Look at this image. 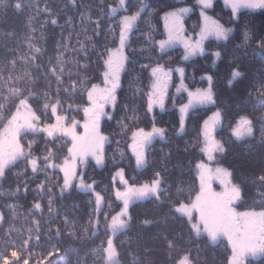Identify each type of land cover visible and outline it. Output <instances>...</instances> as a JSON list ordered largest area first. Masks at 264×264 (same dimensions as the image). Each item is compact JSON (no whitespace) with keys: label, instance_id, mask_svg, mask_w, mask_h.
I'll use <instances>...</instances> for the list:
<instances>
[{"label":"trees","instance_id":"16d2710c","mask_svg":"<svg viewBox=\"0 0 264 264\" xmlns=\"http://www.w3.org/2000/svg\"><path fill=\"white\" fill-rule=\"evenodd\" d=\"M125 3L127 14L139 10L142 3L150 6L152 14L142 13L144 22L138 23L139 31L134 29L117 109L113 120L103 125L108 140L104 165L96 168L90 163L82 173L85 186L67 187L58 166L68 158L70 136L24 132L21 157L0 175V264H176L182 255H188L191 264H227L226 243H212L194 233L189 220L176 210L196 199L200 121L212 107L192 110L186 134L179 136L174 110L155 114L156 122L161 119L166 127V140L153 146L147 168L135 169L126 150L135 129L153 121L146 106L150 73L140 66L168 56L146 42L143 34L151 31L153 40L160 39L161 15L179 2ZM113 6L118 7L119 0H0V129L21 99L28 101L43 123L52 122L53 106L68 124L81 117L88 91L102 82L109 49L118 43L113 35L118 37L124 13L112 15ZM238 16L228 42L209 41L201 60L187 64V82L193 83L201 72L213 76L215 109L222 116L220 163L240 189L237 207L264 213V181L259 179L264 175V95L260 94L264 92V48L257 46L264 41V9L244 10ZM245 30L250 40L240 47ZM215 50L221 58L214 64L208 53ZM234 69L243 76L229 86ZM133 116L137 119H130ZM240 116L248 117L253 127L252 137L243 142L229 131ZM119 168L130 184L159 179L161 185L158 196L131 203L127 227L111 236L116 260L108 263L107 222L119 207L115 187L121 186L113 178ZM246 264H264V251Z\"/></svg>","mask_w":264,"mask_h":264},{"label":"snow or ice","instance_id":"6c2138e0","mask_svg":"<svg viewBox=\"0 0 264 264\" xmlns=\"http://www.w3.org/2000/svg\"><path fill=\"white\" fill-rule=\"evenodd\" d=\"M223 6L231 10L232 19H236L241 9H248L252 11L264 9V0H222ZM196 4L199 6V15L201 18V25L199 26L198 33L195 34V38L191 33L186 34L187 29L184 23L185 16L191 11L190 7H180L178 9L168 11L163 16L164 30L166 33V38L153 40L152 32L144 33L146 42L154 43L158 46L160 52H164L166 49L174 48L177 45L183 48L182 59L187 61L189 58L199 55H205V42L211 37L216 41L228 42L230 40V34L234 31L231 27H225L224 24L220 22L219 19L214 18L209 15L206 10L212 9L214 5V0H196ZM150 6L147 4H141L139 10L133 11L131 14H127L128 6H126L125 0H119V6H113L111 8V14L115 15L118 11L123 10L124 13L119 18V34L118 37L114 34L113 39H117L118 43L115 48L109 49L108 58L105 60L106 71L103 73L104 85L97 89L95 96V103H93V98L89 99V107L85 109L86 115L89 119L95 118L99 119L100 114L108 115L111 119L110 113H104V109L108 106L115 107L116 102V92L121 86V78L124 72L127 70V64L129 57L127 51L131 47V39L134 29L137 28L139 22H144L142 13L147 12L148 16H151ZM110 30L112 26L110 25ZM250 40V35L247 30L243 34V43L240 47L248 45ZM258 48H264V41L257 42ZM216 60L221 58V52L219 50L212 51L208 53ZM151 59V57H149ZM134 62V61H133ZM141 71L149 70L151 77L150 90L147 92V113H153L154 108L158 107L161 112L166 111V99L168 98L169 87L173 82V72L175 71L179 76V84L175 86V92H184L187 94V102L181 103L178 108L179 112V128L176 134L182 135L186 134V119L189 116V110L195 108L196 106L208 107L211 106L215 108L216 99L214 98L213 91V76L206 75L202 79L207 81V87L201 88L197 87L194 90L190 89L185 83V69L183 67H177L175 69L171 67H166L164 64L156 63L155 65L143 64L140 66ZM243 73L238 70H233L231 73V79L228 80V85L231 86L234 81L242 77ZM264 95V92L260 93ZM175 97H173V106H175ZM55 106H53V112L55 114ZM130 119L136 120L135 116ZM222 125L221 111L216 109L203 120L202 127L200 129L199 135L202 136V146L200 148L201 153L204 154L207 161H216L217 154L224 153V147L221 142L216 138V130ZM127 127V126H125ZM166 129L158 127L155 123V117H153V124L151 130L146 131L143 127L137 128L131 135V143L129 148L132 155L135 158V165L137 168H144L147 164L146 160V146L151 144L154 137L159 136L161 140L165 138ZM232 135L237 141L243 142L245 139H250L253 135V127L251 120L246 116H240L235 122V126L232 129ZM264 135V133H262ZM197 176L200 181V187L203 190L206 183L210 179L216 180L220 183L226 190V192H231L232 196L230 199L218 204L219 211L221 213V218L223 220L224 231L227 232V222L233 219V209L231 205L239 196V190L230 183L231 173L227 169L216 167L215 170L205 163L198 162L196 165ZM120 179L119 183L123 187V191L119 189L116 192L117 199L122 203V208L119 213H117L111 221L110 227L115 231L117 228L127 227V222L130 221L131 216L129 214V206L133 200L142 201L148 198L149 193L156 194L160 191L159 179L152 180L151 183L147 181L141 185H133L128 182L123 174V170L118 174ZM157 177L159 173L156 174ZM264 181V175L259 178ZM116 179L114 178V183ZM39 208V205H36ZM177 211L184 213L185 215H190L191 210L187 208L177 207ZM258 223L264 225V213L258 214ZM127 217V220L124 219ZM144 223H149V221H144ZM217 235L216 232L212 233L213 238ZM264 239V237H261ZM253 252L264 251V245L257 244L256 247L250 249ZM58 251V250H56ZM106 252L110 251V255L107 256V260H111L116 256L114 246L111 240L108 244V249ZM234 256L230 258L229 264H238L237 252L234 246L233 248ZM55 253H50L53 255ZM181 264H188L187 258L181 262Z\"/></svg>","mask_w":264,"mask_h":264},{"label":"rangeland","instance_id":"374dc122","mask_svg":"<svg viewBox=\"0 0 264 264\" xmlns=\"http://www.w3.org/2000/svg\"><path fill=\"white\" fill-rule=\"evenodd\" d=\"M190 1L192 0H178L179 3L177 4V6L174 7L173 9L167 10L166 12L178 9L180 7H185L187 2H190ZM220 1L222 0H214V2H217V3ZM193 3L196 7L195 10L198 11L197 13L199 15V6L196 4V0H193ZM191 10H194V9L191 8ZM165 13H163L161 16L163 35L160 39L166 38V33L164 30V21H163V16ZM229 13H231V11H229ZM195 16H196V13H195ZM193 17H194V14L190 15L188 13L185 16V19L186 20L189 19L190 20L189 22L191 23L194 20ZM230 18H232V16H230ZM224 19H225L224 26L233 28L232 24L228 25L231 21L229 22L227 14H225ZM220 22H221V19H220ZM200 25H201V18L198 20L197 32H195L196 31L195 30L194 31L195 33H198ZM193 38H195L194 35H193ZM116 46L117 44L114 45L113 48H115ZM177 46H175V49L179 50L180 52L182 51L181 57H183L182 46H178V47ZM169 59H170V62H173L174 60L179 62V64H176V65L174 64V66L171 67L173 69L177 67H182L181 63L185 62L184 60H180V57L179 59L178 58H173V59L169 58ZM105 71H106V68H105V63H104V69L102 71V76ZM206 75L207 74L204 72L203 73L201 72V74H198L195 77V79L192 81L193 83H191V87L189 88L194 90L197 87H201V88L207 87V81L202 79V77ZM150 84H151V81H150ZM178 84H179V76L174 71L173 72V82H172V85L169 87V93L171 91V88H173L174 92L172 93V97H175V101H176L175 105H177V109H176L177 112H178L179 105L181 103L187 102L186 93L184 92L176 93L175 92V86ZM103 85H104V76L100 84H94L90 88L86 96L87 103L81 109V117L79 119H75L74 122L71 124H68L64 115L59 116L56 111H55V114L53 112V118H52L51 123H43L42 121L39 120L35 111H33L32 107L29 105L26 99L19 100V104L13 111L14 113L6 121V124L0 129V175H2V173L8 168H11V165L14 164L15 161H17L21 157L22 144H20V136L24 132H27V133L44 132L49 135H52L54 133L65 132L68 136H70L72 143L68 151L69 153L68 158L65 160L63 165L58 166V170L62 174L64 185H66L67 187L73 184L79 187L85 186L82 180L83 179L82 173L84 172V169L86 168V166L89 165L90 163H93V165L96 168L102 167L104 165L103 149H104L105 144L107 143V139H106L104 132L100 128L101 127L100 124H101V121L103 120L102 117L105 118V116H108V115L100 114L99 120H96L95 118L89 119V117L85 113V109L90 106L89 105L90 97L93 98V103H95L96 91L97 89L101 88ZM208 107L210 108L211 106H208ZM215 110L216 109L213 107L212 109H209L208 115L204 119H206L209 115H211V113ZM104 113H109V112L104 111ZM178 115H179V112H178ZM238 119L239 118H237L236 120ZM235 122L232 123L231 127L229 128L231 135H232V129L235 126ZM202 124L203 123L200 124L201 127H202ZM219 129L221 128H218L216 130V138L222 144V138L220 137L219 131H218ZM234 139L236 138L234 137ZM130 143L131 141L129 142V144ZM201 146H202V136H201V144L199 147L201 148ZM132 157L134 158L133 155ZM220 159H221V154H217L216 161L209 162L207 161L204 154L201 153V159L198 162H202V163H205L206 165H209L213 169V171L215 170L216 167L226 169L220 163ZM120 172L121 170L115 171V174L113 175L114 176L113 178L116 179V182H119L120 177L118 174ZM197 179H198V176H197ZM151 182H148V183H151ZM230 183L231 185H234L237 188V186L233 183L232 178H230ZM120 186H121L120 188L115 187L116 192L118 189L120 191H123V188H122L123 186L122 185ZM237 189L239 190V196L235 200V202L231 205V208L234 210L233 219L227 222V225H226L227 232L224 231V228L222 226L223 220L221 218V213L219 211L218 204L224 202L227 199H230L232 196V193L226 192L225 188L214 179H210L206 183L205 188L203 190L200 187V181L198 179V193H197V196L194 202L191 204L179 205V207L181 208L190 209L191 210L190 215H185L184 213L178 211V213H180L182 216H184L185 218L189 220V223L191 224V227L194 233L205 235L207 238V241L212 242V243L219 242V240L226 243V246H228L230 249V253H229L230 256L228 258L227 264H229L230 258L234 256V251H233L234 246L238 254L237 255L238 264H243L244 258L248 256H252V255L256 256V254L260 255L262 253V251L253 252L250 249L256 247L257 244H262V245L264 244V239H261V237H264V225L258 223V220H259L258 214H261L263 212L262 210L261 211L254 210V209L247 210V209L238 208L237 204L239 203V200H240L239 199L240 189L239 188ZM148 196L155 197L157 195L153 193H149ZM116 200L119 204V207L114 213L110 215V219L107 222L109 226V231H110L109 238L107 239L108 243L112 238L111 237L112 234H114L115 231L119 229L117 228L114 231L110 227L112 218L117 213H119L122 208V203L117 199V195H116ZM133 201H136V200H133ZM124 219L127 220V217H124ZM255 221L258 227H255ZM213 232L217 233V235L214 238L212 236ZM108 255H110V251L106 252V257H105L108 263H112L116 260L115 259L116 256L111 260H107ZM185 258H187L188 264H191L188 255H182V257L177 260L176 264H181V262L184 261Z\"/></svg>","mask_w":264,"mask_h":264},{"label":"flooded vegetation","instance_id":"af4514ba","mask_svg":"<svg viewBox=\"0 0 264 264\" xmlns=\"http://www.w3.org/2000/svg\"><path fill=\"white\" fill-rule=\"evenodd\" d=\"M186 4V3H185ZM185 6H187V7H189L190 6V8H193L194 10H191L190 12H189V14L190 15H193L194 14V17H193V21L190 23L189 21V19L188 20H186V19H184V23H185V26H186V29H187V32H186V34H189V33H191L192 35H194L195 36V32H197V24H198V20L200 19V15H198V11L197 10H195V5H194V3H193V0L192 1H190V2H187V4L185 5ZM244 10H248V9H242L240 12H239V14L240 13H242V11H244ZM207 12H208V14L209 15H212L214 18H216V19H221V22L223 23V24H225V14H227L228 16H231V13H229V11H231L230 9H228V8H225L224 6H223V3H222V1H220V2H214V5H213V8L212 9H209V10H206ZM195 13H196V16H195ZM238 14V15H239ZM162 16V15H161ZM239 17V16H238ZM238 17L236 18V19H232V18H228V20H229V24L228 25H231L232 24V27L234 26L233 24H234V21H236V20H238ZM232 19V20H231ZM191 24V25H190ZM195 27V28H194ZM234 28V27H233ZM196 30V31H195ZM195 31V32H194ZM209 41H211V40H214V38H209L208 39ZM206 41L205 42V45L209 42V41ZM216 41V40H215ZM178 46H180V45H178ZM177 46V47H178ZM157 50L159 51V49H158V47H157ZM205 50H206V52L205 53H207L208 52V50L206 49V47H205ZM160 52V51H159ZM160 53H164V54H167L168 56L166 57V58H162L160 61H158L157 63H160V64H164L166 67H172V66H174V64L176 65V64H179V62L178 61H173V62H170V59L169 58H171V59H173V58H178L179 59V57H180V60H183L182 59V57H181V55H182V51L180 52L179 50H177V49H175V47L174 48H171V49H167V50H165L164 52H160ZM204 56V55H203ZM202 55H199V54H197L196 56H193V57H191V58H189V60H187V61H185V62H183V63H181V66L185 69V83L189 86V87H191V84L190 83H188L187 82V72H186V66H187V64H188V62L190 61V60H193V59H195V60H197V59H200L201 60V58L203 57ZM171 63H173V64H171ZM155 65V64H154ZM149 73H150V71H149ZM122 79V78H121ZM150 81H151V77H150ZM150 81H149V84H150ZM151 85V84H150ZM150 85H149V88H150ZM121 87V86H120ZM148 91H149V89H148ZM147 91V92H148ZM174 92V90H173V88H171V91H170V93L168 92V98L166 99V111H164V112H161V110L158 108V107H156V108H154V110H153V113H148L149 114V116L151 117V118H153V117H155V114H158V115H162V114H164L165 112H170V111H172V110H174L175 111V113H176V116H177V120H178V126H179V115H178V112H177V105H175V106H173V97H172V93ZM120 88L117 90V92H116V97H117V99H116V102H115V107H114V109H113V107H111V106H108V107H106L103 111H105V112H109L110 114H111V119H109L108 118V116H105V118L104 117H102V121H101V130L103 129V125H104V123H106L107 121H111V120H113V115H114V113H115V111H116V109H117V104H118V102H119V99H120ZM146 106H147V96H146ZM197 108H207V107H200V106H196L195 108H193V109H190L189 110V113L190 112H192V110H195V109H197ZM208 115V110H205V115H203V118L201 119V121H200V124L201 123H203V120H204V118L206 117ZM161 118V117H160ZM99 120V119H98ZM187 120V119H186ZM166 121V120H165ZM159 122V123H158ZM158 122H156V120H155V123H156V125L158 126V127H161V128H164V129H166V127L165 126H163L162 124H161V119H159L158 120ZM152 124H153V121H151V122H149V124L148 125H143V124H141V125H139V127L138 128H140V127H143L146 131H149V130H151V127H152ZM136 130V129H135ZM103 131V130H102ZM104 132V131H103ZM105 134V133H104ZM106 136V135H105ZM107 139V138H106ZM166 140V138H164L163 139V141H165ZM108 141V140H107ZM131 141V137L129 138V142ZM158 141H162L161 139H160V137L159 136H156V137H154V139H153V141H152V143L151 144H149V145H147L146 146V153H145V155H146V160H147V164H146V166L144 167V168H147L148 167V165H149V161L150 160H148L149 158H148V155H149V152H151L152 151V148H153V146L158 142ZM129 142L127 143V145H126V150H127V152H128V155L130 156V158H131V161H133V166H134V168L135 169H137V170H141L142 168H137L136 167V165H135V160H134V158L132 157V154H131V150H129ZM119 170H123L122 168H119V169H117L116 171H119ZM114 174H115V171H114ZM113 174V175H114ZM123 174L124 175H126V173H125V171L123 170ZM148 197H150V196H148ZM152 197V196H151ZM255 227H258V225L256 224V221H255ZM263 228V227H262ZM251 236H253V235H251ZM264 245V244H263ZM262 253H263V251H262ZM261 253V254H262ZM261 254L260 255H257L256 254V256H248V257H246V258H244V260H243V264H246L247 263V261H249V260H252V259H256V258H258V257H260L261 256Z\"/></svg>","mask_w":264,"mask_h":264},{"label":"water","instance_id":"95a60500","mask_svg":"<svg viewBox=\"0 0 264 264\" xmlns=\"http://www.w3.org/2000/svg\"><path fill=\"white\" fill-rule=\"evenodd\" d=\"M108 247V246H107Z\"/></svg>","mask_w":264,"mask_h":264}]
</instances>
